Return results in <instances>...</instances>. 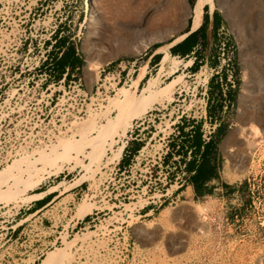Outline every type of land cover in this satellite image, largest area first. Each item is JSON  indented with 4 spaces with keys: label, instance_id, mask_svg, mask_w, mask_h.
<instances>
[{
    "label": "rangeland",
    "instance_id": "obj_1",
    "mask_svg": "<svg viewBox=\"0 0 264 264\" xmlns=\"http://www.w3.org/2000/svg\"><path fill=\"white\" fill-rule=\"evenodd\" d=\"M105 1L0 0V206L29 203L46 181L63 182L61 190L66 193L85 181L90 199L77 210L84 202L94 208L105 203L110 210L101 215L97 228L76 237L71 246L69 240L60 247L71 253L65 264H264V0H219L213 10L223 17L236 47L240 78L232 120L218 146L219 179L209 182L216 189L204 198L185 194L177 206L139 220H134V171L116 174L109 164L116 158V141L155 104L166 107L157 125L173 122L190 110L200 79L195 71H183L188 59L174 58L165 45L186 33L190 20L197 23L200 10L214 0H196L194 6L192 0H184L188 8L180 20L171 14L169 0H164L163 9L162 0H152L135 18L134 0ZM120 1L132 4L130 15L108 12ZM92 10L100 13L97 23ZM57 33L75 46L82 60L68 79H59L53 71L51 58L64 50L56 47ZM216 37L215 33L205 53H216ZM145 43L148 46L137 51ZM156 44L161 45L154 48ZM161 46L159 59L147 64ZM135 58L139 70L134 78L116 86L118 72L107 70V65ZM46 59L50 64L43 66ZM174 80L173 94L167 93L164 88ZM148 81L156 82L155 95L149 98L144 96ZM122 86L124 101L132 97L149 104L139 109L112 108L111 100ZM148 130L142 133L145 140L152 135ZM96 137L105 139L104 152L98 154L89 143L101 145ZM63 139L73 147L66 156ZM144 142L131 141L134 147L129 151ZM114 145L113 154H107ZM224 184L234 190L228 193ZM115 195L122 204L112 209ZM1 216L0 226H6ZM26 216L9 224L22 225L0 241L2 245L9 239L0 246V264H40L47 255L40 254L37 222L25 220ZM77 216L82 217L78 212ZM97 234L105 248L100 257L88 241ZM123 234L129 236V252L124 250ZM79 240L85 242L81 249Z\"/></svg>",
    "mask_w": 264,
    "mask_h": 264
},
{
    "label": "built area",
    "instance_id": "obj_2",
    "mask_svg": "<svg viewBox=\"0 0 264 264\" xmlns=\"http://www.w3.org/2000/svg\"><path fill=\"white\" fill-rule=\"evenodd\" d=\"M216 35L215 46L217 50L215 54H207V57L203 59L197 54L201 49L198 46L187 57H174L180 58L182 61L188 59L183 67V71L187 70V73L194 71L193 66L196 61L200 64L198 70L194 72L199 77L200 83L197 91L193 94L194 97L191 99L192 106L190 110L184 111L173 122L159 124V126L156 121L157 119L160 120V115L163 110H166V107L155 104L142 117L135 118L127 134L122 138L119 137L116 141V149L119 145H124V150L119 159H114L109 164L116 174L119 172H122V174L132 173L134 171V189H136L134 190V220L154 217L161 209L175 207L186 197V190L193 187L191 178L195 174V170H189L188 164L193 159L197 161L201 159V154L196 153V147L192 145L197 127H200L201 151H203L204 147L215 138L219 126L232 120L236 106L235 94L240 85L235 56L236 47L230 42L229 34L224 25L217 30ZM137 61L138 58L134 60L127 59L114 65H107V70L112 69L118 72L116 86L122 80L127 82L128 79L132 80L134 78L139 70V68H136ZM189 61L192 63L189 64ZM212 61L215 62V65L211 64ZM147 73H150L149 70L144 78ZM214 108H217L215 112L213 111ZM146 130H148V134H152L148 140L142 138V133ZM133 140L146 142L141 144L138 149H134V152H130V142ZM115 145L112 149H108L107 154H113ZM127 155L131 157L130 162L128 165L122 166L121 161ZM83 186H85L84 189L75 197H69L58 205L53 204L50 207L52 210L54 209V212H51L49 225L35 220L30 215L33 213L32 204L34 199L29 202L31 204L20 202V205L4 204L0 206V215L3 218L1 222L6 223V226H0V231H6L0 234V241L4 240L10 233L20 230L18 225L22 224L14 226H9V224L23 218L26 214L25 220L34 219L39 226V232L42 235L40 246H43L40 250L41 256L48 254L50 250L65 246L69 240L84 237L92 228H97L101 215L108 208L104 206L105 203H100L99 207L93 208L91 212L84 216H77V205L90 197V187L86 186L85 181H83L69 189L71 193ZM62 191L66 193L67 190L65 191L63 188ZM111 200L112 198H109L106 202L110 204ZM113 200L112 209L122 204V200L118 199L117 195ZM9 218H11V221ZM123 235L124 250L129 252L131 247L129 236L127 234ZM99 236V234L94 235L88 241L93 243V247L100 257L105 248ZM8 241L9 239L3 241L0 246H4ZM79 242L81 244L78 249H81L85 242L81 240ZM135 245L136 242L134 241V248ZM69 264L80 263L73 261Z\"/></svg>",
    "mask_w": 264,
    "mask_h": 264
},
{
    "label": "trees",
    "instance_id": "obj_3",
    "mask_svg": "<svg viewBox=\"0 0 264 264\" xmlns=\"http://www.w3.org/2000/svg\"><path fill=\"white\" fill-rule=\"evenodd\" d=\"M192 6H194L195 0L191 1ZM205 20L201 27L198 29L200 31L205 24L209 21L210 19V11H209V5L205 6ZM217 11H214L213 16L216 17ZM198 23V22H197ZM196 23V24H197ZM191 28V20L190 24L186 30V33L190 31ZM190 35L186 40H184L181 43L176 44L171 48V52L173 55H178L177 53L180 51L182 46L186 44V41L191 37ZM56 43L59 49H64L62 50V55L61 56H55L52 58L54 60V63H52L53 66V71L57 75V77L60 79L61 77L65 78H71L72 73L71 71L76 70L79 68L82 64V60L77 52V49L73 44H69L65 39L63 38H58L59 35L58 33L56 34ZM161 44H156L153 47L157 48ZM194 50L191 49L190 53H192ZM189 53V55H190ZM184 56V55H183ZM160 57L155 56V61L158 60ZM43 66H47L50 64V62H45ZM199 62L196 61L193 70L197 71L199 68ZM217 108H214L213 111L215 112ZM199 128L197 127L195 137L192 141V145L196 147V153L201 154V159L200 161H197L195 159L191 160L188 164L189 170H195V174L192 176V183H193V188L195 191V196L196 198H204L208 194H212L214 190L216 189V186H210L209 182L213 180L219 179V174H218V163H219V143L226 134L227 131V125L226 124H221L219 128L217 129V133L215 135V138L204 147V150L201 151L202 147V140L199 132ZM141 145V144H140ZM138 145L135 149H138L140 147ZM224 187L226 188V191L228 193L232 192L234 190V187L229 184H224Z\"/></svg>",
    "mask_w": 264,
    "mask_h": 264
},
{
    "label": "crops",
    "instance_id": "obj_4",
    "mask_svg": "<svg viewBox=\"0 0 264 264\" xmlns=\"http://www.w3.org/2000/svg\"><path fill=\"white\" fill-rule=\"evenodd\" d=\"M195 2H196V0H195ZM218 2H219V0H217V2L213 1V5L208 4L210 9H211L210 19L200 31H198V29L201 27V25L203 24V22L205 20V17H204V14H205L204 8L205 7L202 8L199 12V16H198L199 21L197 24H196V21H193V23H192V20H191V28H190L192 30L191 33L187 32V33L181 34L174 41L165 45V46L169 47V51L171 52V48L173 46H175L178 43L183 42L190 35H192L186 41V44H184L182 46V48L180 49V51L177 53L178 55H173L171 52L172 56H174V57L180 56L182 58L187 57L189 55L191 49L194 50V49L198 48V46H200L201 49H199L197 54L199 56H201L203 59H205L207 57L208 53H205L204 49L207 47V45L209 43L212 42L213 35L217 32V30L222 25L225 24L223 17L219 14L218 11H217L216 17L213 16V13H214L213 10H214L216 4H218ZM131 6H132V4H127L126 9L124 8V6H121V7H118V10H120V11H132L133 9L131 8ZM162 48H164V46H161L160 48H158V50L153 51V53L148 58V61H147L148 64L152 63L155 60L156 55H160L159 50H162ZM185 60H187V58ZM211 64L215 65V62L212 61ZM144 67H147V64H145ZM144 67H142L141 71L143 70ZM139 76H140V74L138 75L137 80L139 79ZM140 81L138 82V86H139ZM134 91H136V87H134ZM130 146L134 147V143H130ZM130 158L131 157L128 155L125 156L121 161V165L122 166L128 165L130 162ZM52 183H54V181H46V182L42 183L40 185V187L38 188L37 192L33 194V195H38V196L36 198H34V202L32 204L33 213H31L30 215L33 216L35 220L41 221L43 224L44 223L48 224L51 221V212H54V209L52 210L50 207L53 204L58 205L60 202L64 201V199L67 197H70V198L75 197L85 187V186H83L82 188H77L71 193H65L64 191L61 190L62 183H58V184H52ZM185 194L187 195L188 198H193V194L195 195L194 188L193 187L188 188L186 190Z\"/></svg>",
    "mask_w": 264,
    "mask_h": 264
},
{
    "label": "bare ground",
    "instance_id": "obj_5",
    "mask_svg": "<svg viewBox=\"0 0 264 264\" xmlns=\"http://www.w3.org/2000/svg\"><path fill=\"white\" fill-rule=\"evenodd\" d=\"M107 1V0H106ZM105 1V2H106ZM152 0H134V18L137 17L139 15V13L146 7L149 6L150 2ZM208 1H211V0H207ZM215 1V0H214ZM112 3V2H111ZM110 3V4H111ZM114 3V2H113ZM105 4V3H103ZM163 4H164V0H162V3H161V7L163 9ZM121 6H125V4L123 2H119L118 4H116V6H110L108 12H111L113 13L115 16H119L121 14H123L124 11H119V10H115L114 8H118V7H121ZM168 6L171 8V14L174 15V17L177 19V20H180L183 18V15L186 11V9L188 8L186 3L184 2V0H169L168 1ZM167 6L166 10L169 8ZM109 7V6H107ZM225 8V7H224ZM148 9V8H147ZM93 12V21L95 23L98 22V19L100 17V13L99 11H95V10H92ZM105 12V11H104ZM131 12L133 11H125V14L126 15H130ZM161 16V15H160ZM115 18V17H114ZM162 18H166L165 14H164V11L162 10ZM117 19V18H116ZM115 20V19H114ZM164 20V19H163ZM96 26V25H95ZM113 27V26H112ZM115 28H117V26L115 25ZM98 31L97 27L95 28V31L94 33L96 34ZM249 45V44H248ZM148 46V43H145L143 44L137 51H140L141 49L143 48H146ZM192 62L189 61V64H191ZM146 68V67H145ZM145 75V74H144ZM144 77V76H143ZM138 78V77H137ZM135 78V79H137ZM152 79V78H151ZM149 79V80H151ZM180 80V79H179ZM178 80V81H179ZM177 83V80H174L172 82H170L164 89L167 91V93L169 92H172V90L174 89V86L176 85ZM155 86H156V82H151V81H148V84H147V88L144 90V96L146 97H150V96H153L155 95ZM125 93H126V87H120L119 88V96L114 99V100H111L112 103H110L111 107L112 108H117V109H120V110H124L125 106L126 107H132L134 109H139V108H142L146 105H148V101H144V102H137V101H134V99H132L131 97V100L129 101H124L123 100V97L125 96ZM173 94V92H172ZM115 97V96H114ZM170 97V95H169ZM109 105V106H110ZM110 109V108H109ZM140 112V111H139ZM137 112V113H139ZM146 112V111H145ZM136 113V112H135ZM121 115H123L124 113H120ZM141 115V114H140ZM120 117H124V116H120ZM124 119L126 120V116L124 117ZM124 121V120H123ZM110 130V129H109ZM255 130V128H254ZM83 132V131H82ZM259 132V131H258ZM111 133V132H110ZM127 134V133H126ZM232 135V134H231ZM82 137V136H81ZM234 136H231L229 139H228V144L230 143L231 139H233ZM95 139H100L101 141V145L99 144H96L95 141L94 142H89L93 148L95 149V153L98 154L100 153V151L104 152V143H105V139H103V137H96ZM64 140V139H63ZM62 140V141H63ZM68 141H61V146L63 148V154H65L64 156H66V154H70V151L72 150V145H71V141H69V139H66ZM84 140V139H83ZM82 140V141H83ZM90 141V140H89ZM124 145H121L118 149H116V153H115V159H119L122 155V152L124 150ZM103 148V149H102ZM82 151L81 152H84V149L82 148L81 149ZM68 156V155H67ZM240 156V155H239ZM231 162V161H230ZM238 166V165H237ZM238 168V167H237ZM94 204H90L89 202H84L82 204V207L79 209L78 213L79 215L81 216H84L86 213L90 212L94 207H93ZM95 206V205H94ZM198 206V205H197ZM198 208V207H197ZM197 208L195 207V211L197 210ZM165 209V208H164ZM139 232V231H138ZM85 236V235H84ZM71 243L72 241L69 243L68 246H71ZM144 244V243H142ZM66 250V249H65ZM71 259V253L70 252H67V251H64L62 248H59V249H56V250H53V251H50L48 252V254L42 259L41 263L40 264H65L66 261L68 262V260Z\"/></svg>",
    "mask_w": 264,
    "mask_h": 264
},
{
    "label": "water",
    "instance_id": "obj_6",
    "mask_svg": "<svg viewBox=\"0 0 264 264\" xmlns=\"http://www.w3.org/2000/svg\"><path fill=\"white\" fill-rule=\"evenodd\" d=\"M215 2H217V0H215ZM190 33L192 32V30L190 29V31H189Z\"/></svg>",
    "mask_w": 264,
    "mask_h": 264
}]
</instances>
